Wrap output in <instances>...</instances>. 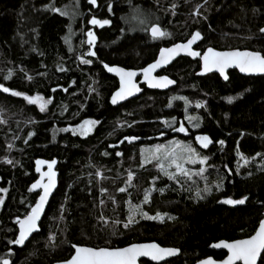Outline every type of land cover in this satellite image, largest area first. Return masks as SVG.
<instances>
[{"label":"trees","instance_id":"trees-1","mask_svg":"<svg viewBox=\"0 0 264 264\" xmlns=\"http://www.w3.org/2000/svg\"><path fill=\"white\" fill-rule=\"evenodd\" d=\"M53 8H67L71 15ZM93 18L109 24L92 25ZM153 25L168 35L153 39L148 32ZM261 28L264 0H96L95 5L89 0H0V86L51 101L42 112L21 96L0 91V189L7 190L0 191V259L53 264L70 258L72 244L118 248L155 242L179 249L177 257L162 264H195L225 257L209 249L214 243L250 237L264 209V76L232 71L227 82L214 74L197 77L198 61L180 58L161 73L176 81L175 88L144 90L138 98L112 107L108 100L117 82L103 67L141 69L154 61L160 48L183 42L194 32L202 35L196 47L201 52L212 47L264 55ZM88 31L96 36L91 48ZM89 50L96 55L89 56ZM176 93L184 99H171ZM186 115L194 118L186 136L169 133L162 123L183 122ZM87 119L98 122L90 134L63 131ZM204 135L212 141L207 148L196 141ZM125 137L143 140L117 146ZM169 139L185 140L208 158L202 177L177 175L170 180L156 165L141 166L142 147ZM39 158L58 161V187L40 231L17 249L8 241L15 238L16 219L36 200L29 189ZM217 184H222L220 191ZM205 187L211 194L197 199L196 190ZM146 190L149 202L143 204ZM244 196V205L219 203ZM130 205H140L149 215H167L163 221L137 215L138 222L124 228Z\"/></svg>","mask_w":264,"mask_h":264},{"label":"snow or ice","instance_id":"snow-or-ice-1","mask_svg":"<svg viewBox=\"0 0 264 264\" xmlns=\"http://www.w3.org/2000/svg\"><path fill=\"white\" fill-rule=\"evenodd\" d=\"M90 4L95 5L96 0H89ZM111 9V6H109ZM53 11L59 12L61 15H67L62 9L53 8ZM92 25H108L109 21L98 20L93 18L89 21ZM140 23H145L144 20H141ZM151 36L153 39L158 37H163L168 35V33L161 31V29L155 25L150 28ZM261 33H264V28L260 29ZM87 44L94 46L96 41V36L92 31L87 32ZM201 34L196 32L192 35L191 39L187 40L186 43L176 44L171 48H162L159 53V58L152 64H149L146 68L142 69L144 82L149 88H166L169 85L173 84L174 81L170 80L167 76H153L152 73L163 65L168 64L175 56L179 55L181 52L186 53L190 57H199L202 61V72L205 74L216 70L225 80L228 77L225 75V70L229 68H237L240 73L257 75L264 74V55L260 51H238V50H229V51H215L213 48L209 47L202 55L200 52L193 51L192 45L200 40ZM89 56H95L96 53L89 50ZM85 64L91 63L90 60H83ZM110 73H115L119 77V89L112 95L111 102L117 104L119 101L125 100L128 97L138 93L140 88L134 81V78L137 76V72L131 70H125L119 67H109L104 65ZM9 76H6L5 79H9ZM0 91L4 93L11 92L13 96H21L22 93L18 91H11L8 87L0 86ZM54 91V90H53ZM29 104H38L40 111H44L48 103H51L50 100H44L41 96L23 97ZM173 99H184L183 97H173ZM233 98L229 97L228 100L231 103ZM185 99V104H187ZM171 106V101L169 103ZM200 104H197L196 107H200ZM191 122L193 117H187ZM4 121L0 120V123ZM98 123L95 120H85L82 125H80L81 135H87L91 130V127ZM167 124V122H165ZM198 127V125H196ZM175 131L184 133L186 130L183 125L179 128H176ZM75 134V133H74ZM163 135V133H161ZM124 139L132 142L133 140L138 139V137H125ZM196 141L204 148H207L212 141L206 135L196 136ZM223 144V141H220ZM117 156H120L121 153L117 152ZM239 155V152H238ZM259 155V153L257 154ZM141 166L145 163H151L153 160L157 161V167L161 174L166 175L170 180L176 179L177 175H182L189 180L193 175L203 176L205 168L203 165L207 161V157L200 156L190 145L181 144L179 142H170L168 145L160 144L156 145L154 148L147 150H141ZM11 163V161H6ZM57 163L56 160L50 162L44 160L36 161V171L40 173V179L36 180L29 189L32 192L35 189H42V192L38 194V198L35 200L34 206H31L30 211H28L23 218H17L15 223L18 225V234L15 236V239H10L9 244H15L17 246H23L25 241L32 235L34 232L40 230L38 226V221L41 220L42 214L45 212V205L47 204L50 195L52 194L54 188L56 187V172L53 170L54 165ZM201 165L199 172L192 173L189 169L185 168V164H196ZM47 164V171L41 172V166ZM175 168V172L168 171L169 168ZM97 176H100L101 173L97 171ZM46 178V182H45ZM133 180V174L129 172L127 181L130 185V182ZM222 184L216 185V191H220ZM0 191H7L6 189H0ZM104 192V189H101ZM120 192H124V188L119 189ZM163 192V189H160ZM203 192V195H201ZM212 189L205 187L203 190L197 189L195 197L197 199H203L206 195L211 194ZM150 190H146L143 197V204L149 202ZM248 200L247 196H244L239 199L226 198L219 203L230 206L244 205ZM4 204V197L0 196V205ZM103 204V201H101ZM63 211V209H61ZM139 215L142 219L148 221H163L164 216L167 214H161L157 212L155 215H149L147 212L143 211L140 205H130L129 215L127 222L123 225L124 228H128L130 225L137 223L136 216ZM264 217V214H262ZM63 219V217H61ZM168 219H174V217L169 216ZM100 220L104 221L107 224V221L103 216L100 217ZM118 221H113L115 225ZM115 235V230L113 231ZM48 240L50 242L55 240V236L49 235ZM71 247L74 249V253L70 255V258L63 262V264H137L139 258H149L150 261L156 262L159 264L161 261H165L168 257H173L178 255L179 249L174 247H162L158 243H133L126 247H89V246H77L72 244ZM211 247L216 249H226L227 256L225 259L219 262V264H257L258 260L261 264H264V218L259 220L258 227L256 228L253 235L245 239H237L233 242H224L220 241L211 245ZM11 251L9 255H11ZM0 264H10L8 259H0ZM198 264H218L212 258H206L198 262Z\"/></svg>","mask_w":264,"mask_h":264},{"label":"water","instance_id":"water-1","mask_svg":"<svg viewBox=\"0 0 264 264\" xmlns=\"http://www.w3.org/2000/svg\"><path fill=\"white\" fill-rule=\"evenodd\" d=\"M155 26H157V27H159L158 25H155ZM152 27V26H151ZM150 27V28H151ZM150 28H149V35L151 36V32H150ZM160 28V27H159ZM161 29V28H160ZM161 31H163L162 29H161ZM194 33H196V32H194ZM193 33V34H194ZM192 34V35H193ZM192 35L187 39V40H189V39H191V37H192ZM152 37V36H151ZM201 37H202V35H201ZM159 38H162V37H158L157 39H159ZM187 40H185V41H183V42H177V43H174V44H172V45H170V46H167V47H162V48H171V47H173L174 45H176V44H183V43H186L187 42ZM202 41V38L200 39V40H198V41H196L193 45H192V50L193 51H197V52H200L201 53V55L209 48V47H207V48H205L202 52L201 51H199V50H197L196 49V47L199 45V43ZM162 48H160L159 50H158V53H157V55H156V57H155V59H154V61H152L151 63H149V64H152V63H154L158 58H159V53H160V50L162 49ZM212 48V47H211ZM215 51H229V50H218V49H215V48H213ZM231 50H238V51H251V50H245V49H243V50H239V49H231ZM262 54V53H261ZM263 55V54H262ZM180 58H187V59H189V60H191V61H199V71L196 73V76L197 77H205V76H208V75H217V76H219L224 82H227L228 81V79L227 80H225L224 79V77L223 76H221L220 74H219V72L218 71H216V70H213L212 72H209V73H205V74H200L201 72H202V61L200 60V58L199 57H195V58H193V57H190V56H188L186 53H184V52H181L179 55H177V56H175L168 64H166V65H163V66H161L160 68H157L153 73H152V75L153 76H157V77H159V76H167V75H165V74H161V72L162 71H164L165 69H167L168 67H170L176 60H178V59H180ZM148 64V65H149ZM148 65H146L145 67H143V68H146ZM109 67H119V68H123V69H125V70H131V71H135V72H137V76L134 78V81H135V83L137 84V86L140 88V91L138 92V93H135L134 95H132V96H130V97H128L127 99H125V100H122V101H119L117 104H113L112 102H111V98H112V95L119 89V77L113 72V73H110V72H108L107 71V69L105 68V67H103V69H104V71H105V73L107 74V75H109L110 77H112V78H114L115 80H116V82H117V88L111 93V95H110V97H109V101H108V103H109V105L110 106H112V107H117V106H119V105H122V104H124V103H126V102H128V101H130V100H133V99H136V98H138L139 96H141L142 94H143V92H144V90H148V91H157V92H167V91H170L171 89H173V88H175L176 87V81L175 80H173L172 78H170L169 76H167L170 80H173L174 81V83L173 84H171V85H169L168 87H166V88H149L148 86H147V84L144 82V78H143V73H142V69L143 68H141V69H126V68H124V67H121V66H118V65H108ZM232 71H235V72H237L240 76H244V77H263L264 76V74H257V75H250V74H243V73H240L239 72V69H237V68H229V69H226L225 70V75L228 77V73L229 72H232ZM143 139L142 138H138V139H136V140H133L132 142H129L128 140H126V139H121L120 141H119V143L117 144V146L118 145H120V144H122V143H124V142H126V143H129V144H135V143H138V142H140V141H142ZM37 160H44V161H48V162H50V161H52V160H45V159H41V158H39V159H36L35 161H34V173L36 174V179H35V181L36 180H38V179H40V173H38L37 171H36V161ZM53 160H56V159H53ZM57 161V160H56ZM57 163H58V161H57ZM57 163L54 165V171L56 172V187L54 188V190H53V192H52V194L50 195V197H49V200H48V202H47V204L45 205V212H46V209H47V207H48V204H49V202H50V200H51V198L53 197V195H54V193H55V191L57 190V187H58V171H57ZM47 171V164H45V165H42L41 166V172H46ZM35 181L33 182V183H35ZM45 182H46V178H45ZM32 183V184H33ZM31 184V185H32ZM31 187V186H30ZM34 194H36L37 195V197H36V199L38 198V194L40 193V192H42V189H35V190H33L32 191ZM35 204V203H34ZM34 204L32 205V206H34ZM31 209V208H30ZM30 211V210H29ZM45 212L42 214V216H41V220L40 221H38V226H39V228H40V223L42 222V219H43V217H44V215H45ZM262 214H264V209H263V213ZM23 218V217H22ZM264 218V217H263ZM16 224V223H15ZM258 227V226H257ZM18 231H19V229H18V225L16 224V235L18 234ZM40 231V230H39ZM38 231V232H39ZM38 232H34V233H32V235L28 238V240H26L25 241V243H24V245L23 246H17V245H15V244H12V246L13 247H15V248H17V249H22L28 242H29V240L35 235V234H37ZM254 234V233H253ZM252 234V235H253ZM15 235V236H16ZM247 238H249V237H247ZM15 239V238H14ZM245 239V238H244ZM220 242V241H219ZM224 242H228V241H224ZM230 242H233V241H230ZM229 242V243H230ZM145 243H153V242H145ZM155 243V242H154ZM218 243V242H217ZM215 244V243H214ZM131 245V244H130ZM213 245V244H212ZM127 246H129V245H127ZM126 247V246H125ZM210 250H212V251H216V252H224L226 255H225V257L223 258V259H225L226 258V256H227V250L226 249H216V248H213V247H211L210 246V248H209ZM73 253H74V249H73ZM72 253V254H73ZM178 255H179V253H178ZM178 255H176V256H173V257H168V258H166V260L165 261H161V262H159V264H162V263H164V262H166V261H168V260H170V259H172V258H175V257H177ZM207 258H212V257H207ZM206 259V258H205ZM212 259H214V258H212ZM222 259V260H223ZM202 260H204V259H202ZM215 260V259H214ZM222 260H215V261H217L218 262V264H219V262L220 261H222ZM141 261H147V262H150V263H152V264H156V262H152V261H150L149 260V258H144V257H142V258H139L138 259V262H137V264H140V262ZM199 261H201V260H199ZM199 261H197L195 264H198V262ZM64 262V261H63ZM63 262H57V263H53V264H63ZM259 263V260H258V262H257V264Z\"/></svg>","mask_w":264,"mask_h":264},{"label":"rangeland","instance_id":"rangeland-1","mask_svg":"<svg viewBox=\"0 0 264 264\" xmlns=\"http://www.w3.org/2000/svg\"><path fill=\"white\" fill-rule=\"evenodd\" d=\"M62 10H63L64 12L67 13L66 16L69 17V16L71 15L70 10H68L67 8L62 9ZM141 24H142V23H141ZM24 96H25V95H21V97H24ZM35 96H38V95H34V96H32V97H35ZM173 97H181V96H180V94L176 93V94H172L171 99H173ZM171 101H172V100H171ZM26 102H27V101H26ZM35 105L39 108V105H38V104H35ZM188 105H189L188 103L185 104V107L187 108ZM187 117H189V116L186 115V116H185V120H184L183 122H179V123L176 122L175 120L172 121L171 123H170V122H169V123L167 122V124L165 123V121H162V123L165 125V127H166V129L169 131V133H171V134L179 133V134H182V135L186 136V135H188V132H187V131H189L188 128H187L186 126H188V127H190V128H192V126H193V124H192V120H191V122H190L189 119H188ZM87 120H89V119H87ZM84 121H85V120H84ZM84 121L80 122L79 124H77V125H75V126H70V127L66 128V129H64L63 131H64V132H69V133H71V134H73V135L86 136V135H81V134H80L81 129H80V127H79L80 125L83 124ZM96 124H97V123H96ZM96 124H95L94 126L91 127V130L87 133V135L90 134V133L93 131V129L95 128ZM181 125H183L184 128H185V130H186L184 133H181V132H177V131H175V129H176V128H179ZM74 133H75V134H74ZM163 136H166V134L164 133ZM184 141H185V140H183V141L180 142V141H177V140L169 139V140H167L166 143H163V144H164V145H168L170 142H179V143H181V144L188 145V144H186V142H184ZM159 145H160V144H159ZM155 146H156V145H155ZM155 146H151V147H142V148L140 149V156H141V150H142V149L145 150V154H147V150L150 149V148H154ZM141 158H142V157H141ZM145 164H147V163H145ZM150 164H152V165H156V166H157V161L153 160ZM196 165L199 166L198 171L195 169ZM184 167L187 168V169H189L192 173H197V172H199V169H200L201 165H200L199 163H196V164H185ZM203 167H204V165H203ZM168 171H170V172H175V168H174V167H173V168H169Z\"/></svg>","mask_w":264,"mask_h":264},{"label":"bare ground","instance_id":"bare-ground-1","mask_svg":"<svg viewBox=\"0 0 264 264\" xmlns=\"http://www.w3.org/2000/svg\"><path fill=\"white\" fill-rule=\"evenodd\" d=\"M148 31H149V30H148ZM103 70H104V69H103ZM198 71H199V69H198ZM198 71H197V72H198ZM197 72H196V73H197ZM108 101H109V100H108ZM34 174H35V173H34ZM35 175H36V174H35ZM34 203H35V202H34Z\"/></svg>","mask_w":264,"mask_h":264},{"label":"flooded vegetation","instance_id":"flooded-vegetation-1","mask_svg":"<svg viewBox=\"0 0 264 264\" xmlns=\"http://www.w3.org/2000/svg\"><path fill=\"white\" fill-rule=\"evenodd\" d=\"M198 64H199V61H198ZM162 73V72H161Z\"/></svg>","mask_w":264,"mask_h":264}]
</instances>
